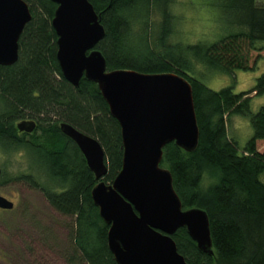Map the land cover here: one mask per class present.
Here are the masks:
<instances>
[{"label": "trees", "instance_id": "16d2710c", "mask_svg": "<svg viewBox=\"0 0 264 264\" xmlns=\"http://www.w3.org/2000/svg\"><path fill=\"white\" fill-rule=\"evenodd\" d=\"M24 1L32 20L20 37L19 59L12 66L0 65V148L26 153L34 172L18 181L41 190L71 220L69 262L118 264L108 247L109 226L92 199L96 176L60 125L66 122L99 140L109 184L123 165L121 126L97 84L83 77L75 88L64 78L52 25L57 4ZM90 2L106 30L97 48L108 71L176 73L192 85L199 146L188 153L169 143L161 166L171 171L184 209L207 211L215 254L200 252L186 228L173 235L178 251L188 264H264V106L256 113L250 110L253 95H264V74L252 90L240 94L233 87L214 91L189 74L191 60L224 73L253 71L264 52L255 45L264 41V6L257 0H216L222 14L241 30L212 44L183 45L170 41L175 0ZM234 114L250 117L254 130L242 152L228 135V119ZM23 120H35L36 130L20 132L17 123Z\"/></svg>", "mask_w": 264, "mask_h": 264}, {"label": "water", "instance_id": "95a60500", "mask_svg": "<svg viewBox=\"0 0 264 264\" xmlns=\"http://www.w3.org/2000/svg\"><path fill=\"white\" fill-rule=\"evenodd\" d=\"M57 9L52 25L57 34V59L64 78L80 88L85 77L98 85L119 122L123 165L112 184L106 153L95 137L63 122L61 132L85 157L98 184L92 199L109 226L108 247L118 264H188L173 235L186 228L200 252L213 256L210 218L198 207L184 209L172 173L161 166L164 148L174 142L188 153L197 150L200 128L191 83L176 73L108 71L97 48L106 30L90 0H52ZM32 20L24 0H0V65L19 59V40ZM22 133L37 128L35 120L17 123ZM3 170L0 167V182ZM0 209L15 203L0 195Z\"/></svg>", "mask_w": 264, "mask_h": 264}, {"label": "rangeland", "instance_id": "374dc122", "mask_svg": "<svg viewBox=\"0 0 264 264\" xmlns=\"http://www.w3.org/2000/svg\"><path fill=\"white\" fill-rule=\"evenodd\" d=\"M257 4L264 6V0H257ZM217 6L216 0H175L170 41L183 45L212 44L240 31ZM255 45L264 48V41ZM189 74L214 91L233 87L235 94L248 92L264 74V52L253 71L236 69L224 73L191 60ZM262 106L264 95H253L251 112H258ZM253 134L250 117L234 114L228 119V135L236 141L240 152ZM0 167L3 170L0 195L15 203L12 211L0 209V264H73L66 256L73 254L69 243L71 220L57 212L41 190L18 181L34 172L26 153H6L0 148ZM38 180L44 181L41 177Z\"/></svg>", "mask_w": 264, "mask_h": 264}, {"label": "flooded vegetation", "instance_id": "af4514ba", "mask_svg": "<svg viewBox=\"0 0 264 264\" xmlns=\"http://www.w3.org/2000/svg\"><path fill=\"white\" fill-rule=\"evenodd\" d=\"M38 125V124H37Z\"/></svg>", "mask_w": 264, "mask_h": 264}]
</instances>
